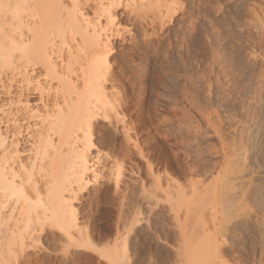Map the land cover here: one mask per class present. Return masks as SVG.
<instances>
[{
	"label": "rangeland",
	"instance_id": "374dc122",
	"mask_svg": "<svg viewBox=\"0 0 264 264\" xmlns=\"http://www.w3.org/2000/svg\"><path fill=\"white\" fill-rule=\"evenodd\" d=\"M141 1L159 0H123L121 37L111 41L122 121L100 122L93 137L106 160L98 168L118 165L123 184L115 191L100 180L80 208L78 223L91 227L102 252L72 248L66 261L62 232L47 230L29 251L31 264H110L99 254L118 238L117 250L122 255L125 238L131 264H206L200 220L219 229V263L264 264V0H161L173 12L164 19L152 7L137 16ZM82 2L94 17L93 2ZM177 184L176 215L164 190ZM142 190H153L146 191L152 199ZM137 213L140 223L129 227ZM122 216L131 225L116 230Z\"/></svg>",
	"mask_w": 264,
	"mask_h": 264
},
{
	"label": "bare ground",
	"instance_id": "6f19581e",
	"mask_svg": "<svg viewBox=\"0 0 264 264\" xmlns=\"http://www.w3.org/2000/svg\"><path fill=\"white\" fill-rule=\"evenodd\" d=\"M88 1L95 5L92 18L84 12L82 0H0V264H31L29 251L38 247L34 243L47 230L62 232L59 246L62 243L65 260L72 256V248L102 252L94 246L91 227L81 228L78 221L85 194L93 185L105 179L120 191L123 184L124 171L118 165L112 169L104 165L105 172L98 168L106 160L102 161L104 152L93 137L100 122L112 125L121 118L110 55L111 41L121 37L116 30L117 10L125 3L85 0L87 5ZM151 7L160 19L173 15L161 0L154 4L141 1L133 10L140 16ZM125 148L124 154L130 155L129 145ZM224 183L229 192L233 184ZM170 187L164 192L177 215L182 188L178 184L174 190ZM142 191L145 200L152 199L148 190ZM139 213L132 226L130 222L126 226H137ZM123 217L116 230L122 225L121 230L127 229ZM200 225L205 263L221 264L218 259L224 255L213 234L219 229L209 231L203 220ZM124 239L122 255L117 250L119 238L99 255L110 264H131Z\"/></svg>",
	"mask_w": 264,
	"mask_h": 264
}]
</instances>
